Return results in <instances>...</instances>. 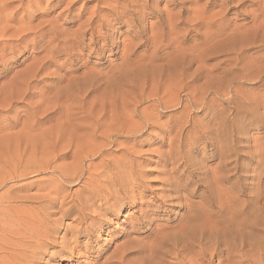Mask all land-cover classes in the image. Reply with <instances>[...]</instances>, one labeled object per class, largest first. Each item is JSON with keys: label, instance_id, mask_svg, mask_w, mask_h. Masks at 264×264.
<instances>
[{"label": "bare ground", "instance_id": "1", "mask_svg": "<svg viewBox=\"0 0 264 264\" xmlns=\"http://www.w3.org/2000/svg\"><path fill=\"white\" fill-rule=\"evenodd\" d=\"M14 1L9 4L8 0H0V57L6 51L7 54H11L16 49L18 50V46L22 47V41L24 42L29 37L38 41L41 54L48 52L49 55L41 56L42 58L36 61V67L29 68L30 73L13 74L6 83L0 84V134L3 135L0 138L1 154L8 151V144L12 142V138L8 137L11 135L9 130L20 124L22 128L13 137H17L13 148L16 150L31 148L32 151L39 149L42 162L33 171L39 174H57L58 176L45 178L47 192L36 196L21 197V201L24 203L34 201L33 204L36 206L32 210L27 208L24 215L29 219L37 220L25 222L26 229L23 227L20 229L24 232L12 227V229L0 233V256L3 254L2 259L7 263L13 261L17 264V260L23 262L26 258L31 256L33 258L34 255L29 250L38 247L39 241L48 237L50 233L48 229L50 213L47 210L54 206V202L65 190L69 180L76 179L77 183H82L76 193L77 199H75L74 208H82L88 213L94 212L95 209L100 211L96 212L97 214L95 213L96 215L92 216L93 218H90L89 221L81 220L79 229H77L78 235L102 230L104 227L102 222L107 221V216L111 214L118 217L124 203L130 202L135 205L137 198H142L143 193L136 192L144 186L142 183L144 181L139 175L138 167L126 159L130 160L135 154H140L135 149L138 137L147 131L157 130L159 133L162 132L163 136L158 133V136L155 135V138L159 140L156 139L160 147L157 146L154 153L158 155L157 158L161 159L160 162L164 168L160 183L163 184L166 195H160L163 196L160 199L162 203L146 206V209L143 208V212L140 211L143 222L141 227L147 226L146 228L151 231L148 237L149 241L147 244H140L134 240L120 245L104 264H129L126 262L129 255H136V262L131 264L264 263V203L261 208L252 213L247 214L240 211V209L246 208L248 203L254 205L260 199L264 202V181L262 180L264 177V140L261 145H258L257 139L253 138L247 130L248 126L252 124H256L258 129L264 130V96L252 97L250 101L245 99L244 102L249 101L246 107L239 108L236 105L235 90L239 81L253 82L251 85L261 82L238 65H235L232 71L211 66L200 68V63L204 64L210 57H215L218 52L192 51L187 54L183 47L188 33L197 32L200 26L205 29V32L198 34V37H204L205 43L207 37H264V0H207L200 6V9L194 5L192 10L196 12L200 10V15L186 21L181 19L186 10L190 8H186V2L197 4L199 0H168L171 6L178 8L177 11L173 14L164 11L158 16L153 12L152 5L157 3V0H113V8L109 11L105 10L106 7H100L105 5L102 0H96L97 5L91 10L86 7V3L82 4L83 15L89 14V17L83 22H81V18L85 16L81 17L75 13L73 18L63 22H60L57 17L45 20L41 18L43 21H39L34 26L30 25L31 23L29 26H25L24 21H20L17 27L11 25L17 17V11L38 0ZM80 1L85 0H73L72 2L71 0L67 2L66 0H57L55 5L66 4L65 9L66 7L71 9L76 2ZM138 1L142 2L139 6L142 15H126L130 11V6H136ZM13 4L14 12L8 14V10L12 9ZM52 7L55 6L52 5ZM205 7L210 10L219 7V10L206 16ZM248 8L252 9L246 12L245 9ZM50 10L51 5L47 6L46 11ZM144 15L148 18H157L154 23L155 28L151 29L153 39L146 38L141 44L140 37H144L145 28L142 25L146 23V20L141 21L134 33L133 40H136L137 44L133 46L132 39H130L131 41L128 40L129 45L127 46L128 43H126V47H122L123 64L119 67L132 66L131 76L136 77L133 69L139 67L138 61L145 57L144 54H140L138 57L134 56V47L139 45L144 46L143 53L150 49L153 50L150 58H146L150 67L144 68L152 69L155 57H159L160 59H158L163 61V65L160 66V71L156 74L150 72V74L143 75L137 72V80L144 84L139 95L134 94L131 96L133 99L129 101L126 98L114 99L111 104L101 102L100 98L95 99V103L90 101V104H86L82 100V103L77 105L73 101H67L69 97L66 98V96H61L62 98L58 99L51 95L47 99H43V94L37 102L32 104L25 102L26 98L34 95L35 85L39 82L37 78L42 75L44 67L47 64L55 63L56 58L54 63L52 61L53 53L63 54L66 51L67 63L75 56H77L75 58L79 56L81 59L84 51L93 50V47L105 39L106 33H102V31L106 26L128 24L129 21H138ZM239 16L243 17L241 20L248 22L238 24L236 18ZM70 25H77V27L74 30L66 28ZM246 26L248 28H245ZM164 36H175L176 38H171L175 42L163 40ZM178 37L180 40L177 41ZM45 38L47 41L44 40ZM158 38L161 39L160 42H158ZM33 39L32 41H34ZM240 41V38L235 40L237 43ZM241 46L245 47L244 42ZM164 50L169 52L164 54ZM115 53L117 52L115 51ZM22 56L24 55L21 53L18 57L19 60H23ZM232 63L233 57L227 68L232 66ZM193 64L199 67L192 69L190 65ZM260 73H264V68ZM7 74L3 67L0 70V77H5ZM66 85L63 87L65 88ZM91 86L90 93L93 94L103 87L101 85ZM146 90L149 91L146 92ZM60 91L62 90L57 92ZM72 91L74 90L72 89ZM182 93L186 95L184 100L180 96ZM251 100L255 102V105L262 104L259 114L255 112V106L252 105ZM146 104L147 107H140ZM158 108L164 111L162 113L171 114L166 116L167 124L162 126V123L161 127L155 126L156 121L160 124L157 119L162 115L161 111H157ZM176 108L182 109L183 112L194 109L205 113L200 121V126L197 127L192 123L194 119L191 120L189 117L191 112L187 115L186 120L176 118L174 116ZM71 111L75 112L72 114ZM19 116L22 118H18ZM9 120L12 122L10 125L7 124ZM14 121L17 122L14 123ZM180 122L182 126L176 124ZM174 124L180 127H175ZM36 131L42 133L33 136ZM8 138L10 141L7 140ZM189 138L194 139L193 145L196 146L190 145L186 158L181 155V152ZM120 139H125L124 144L126 143L127 147L122 149V154L119 157L111 159L113 148L115 149L119 145ZM130 142H132L131 145ZM120 144L123 145L121 140ZM166 145L168 146L167 150H162ZM197 148H201L204 154L202 152L203 155L200 159L194 160L189 153L195 152ZM109 155L111 158H108ZM69 156L72 158V162L66 165L64 161ZM214 159H218V163L208 170L205 162ZM97 161L98 164L95 163V166L94 162ZM252 161H255L256 164L250 168L251 175L249 174V177L257 182L247 190H255L256 194L247 197L243 182L247 177L244 176L245 173L243 174L246 170L243 171L240 167L242 162L248 164ZM178 162L179 164H176ZM37 163L39 162L37 161ZM230 164H233V167L227 168ZM91 169L92 172H90ZM173 170L182 172V176L186 178L184 185L182 182L178 184L170 180L169 174ZM85 173L88 176L82 182V176ZM199 181L200 184L201 181H204V186L202 184L199 186L201 202L198 205L196 203V205H192L189 198L193 197L198 190L196 191L197 187L195 189L190 186L193 187ZM8 192L9 190H6L0 195L1 214L9 212L12 208L11 202L8 200L11 198L7 197ZM81 194L86 196L81 197ZM241 196L244 197L243 200H240ZM172 202L188 208L182 223L180 222L181 224L174 228L160 227L159 229L158 227L159 230L153 234L152 226L161 215H164L167 206ZM214 208L216 209L215 217L207 216L206 211ZM215 218L216 221H214ZM38 224L42 227H39ZM78 235L75 236V239L80 238ZM65 247L68 246L65 245ZM71 252L74 251L71 250ZM65 253H67L66 250L59 251V256L63 257ZM167 253H171L170 259L164 258L168 257Z\"/></svg>", "mask_w": 264, "mask_h": 264}, {"label": "rangeland", "instance_id": "2", "mask_svg": "<svg viewBox=\"0 0 264 264\" xmlns=\"http://www.w3.org/2000/svg\"><path fill=\"white\" fill-rule=\"evenodd\" d=\"M67 1H70V0H66V2ZM72 1L73 0H71V2ZM177 1H180V0H177ZM205 1L207 0H202L200 3V0H199L197 4H191V3L186 2V8L188 7L190 8L186 10V12L182 15L181 19L183 21H186V20L192 19L193 17L197 15H200V10L198 12L193 11L192 7L196 5V7L200 9V6H202ZM10 2H15V1L8 0L9 4ZM56 2L57 0H54V1L53 0H38V1L33 2L32 4L26 5L23 9H21L20 11H17L16 13L17 17L14 19V21L12 22L13 24L11 23V25L14 27H17L20 21H24V23L26 24L25 26H29L30 23H31L30 25L34 26L38 24L39 21L41 20L43 21V19L44 20L49 19V18L55 19L56 17L59 18L60 22H63V21H67L73 18L75 13H77V15L81 17L85 16L81 18V22H83L89 17V14L83 15L84 9H82V6L86 3V7H88V9L91 10V8L97 5L96 0L95 1L85 0V1L76 2L74 7H72L71 9H68L67 7L65 9L66 4L55 5ZM102 2L105 5H101L100 7H106L105 10L107 9L109 11L110 9L113 8V5H114L113 0H102ZM141 4L142 2L138 1V4L136 6H133V7L130 6L129 8L130 11L126 15L141 16L142 11H141V8L139 7ZM50 5H51V10L46 11L47 6L50 7ZM52 5H54L55 7H52ZM152 5H153V12L157 16L159 14H163L164 11H168V13L173 14L178 9V8L171 6L168 0H157V3L155 4L153 3ZM13 6L14 4L12 5V9L10 8L8 10V14L10 12H14L13 8L15 6L14 7ZM251 9L252 8H248L245 10L246 12H249V10L251 11ZM218 10H219V7H216L211 10L206 9L205 7V15L206 16L211 15L214 12H217ZM144 16L140 17L138 21L134 20L135 22L129 21L130 23L128 22V24H122L123 26L122 25L119 26L118 24H115L116 27L106 26V28L108 27L109 28L108 29L105 28L106 31L105 29L102 31V33H106V36H104L106 40L104 39L103 41L99 42L98 45L93 47V50L84 51V55L83 57L81 56V59H79V56L78 58H75L77 57L75 56L74 58H72L70 62L68 61V63L70 64H68L66 61V58H67L66 51L63 54L53 53L52 61L54 63V61L56 60L54 63L55 65L47 64L44 67L45 70L43 71V73H41L42 75H40L37 78V81L39 82L36 83L35 85L36 88L34 86L35 88L34 95H31L32 97L29 96L28 98H26L25 102L27 104H32L33 102H37L40 100V96L43 94L44 95L43 99L44 98L47 99V97H50L51 95L56 96L58 99H61L62 97L66 96V98L67 97L70 98V99L68 98L67 101L69 102L73 101L77 105L81 104L82 100L84 101V103L90 104V101L95 103V99H100V98H101L100 99L101 102L103 101L106 104L108 103L111 104V101H113L114 99L120 100V99L126 98L129 101L133 99L131 96H133L134 94L139 95L142 92L141 88L144 84H141L140 81L137 80L138 78L137 72L143 75L150 74V72H154L156 74L158 71H160V66L163 65V61L159 60L160 59L159 57H155L154 59L156 60H154L152 64L153 68L152 69L144 68V67H150L148 66V63L146 62L147 61L146 58H150L153 50L150 49L149 51L143 53L142 51H144V46L139 45V46H136L137 48L134 47V51H135L134 56L138 57L140 54H144L145 57L141 58L138 61L139 67H137L136 69L135 68L133 69V71H135L134 73H136V77L131 76L132 75L131 70L133 68L132 66L125 65L123 68L119 67V65L123 64L122 47L123 48L126 47L125 45L126 43H128V40L131 41L130 39H132L131 43L133 44V46L137 44L135 43L137 41L133 40L134 33L137 31L138 29L137 25H139L141 21L146 20V23L142 25V26H145V28H144V37H140L141 44L144 42L146 38H150L152 36L153 32L151 31V29L155 28L154 23H156L157 18L156 19L154 17L148 18L146 16L144 18ZM229 17H232V16L229 15ZM241 18L243 17L239 16L238 18H236L238 24L239 23L245 24L246 22H248V21L241 20ZM123 20L125 21L126 19H123ZM76 27L77 25H70V27L68 26L66 28H70V29L72 28L74 30L76 29ZM201 28L202 27L200 26V29L197 30V32L188 33V37L185 38L186 40L184 41V44H183V47L186 49V53L189 54L192 51L200 52V53L205 52V51L218 52L215 55V57H210L204 64L200 63V68L211 66L214 68L218 67V68L225 69V70L227 69V71L228 70L232 71V68L235 67V65H238L240 68L249 71L253 76L257 78V80H259V82H261L260 84H257V85H251V83L253 82H248V81L237 82V85L235 88L236 98H237L236 105L239 108L246 107L247 103L250 101V98L252 97L264 96V73H260L261 70L264 68V37H207L208 39L206 40V43H205L203 40L204 37H198L199 36L198 34H202L203 32H205V29L203 28L201 29ZM245 28H248V26H246ZM69 32L71 31L69 30ZM179 34L181 36V33ZM86 38L88 39L89 37L87 36ZM151 38L153 39V37ZM162 38L163 40L165 39L166 41L168 40L171 43H173L175 41H173L171 38H176V37L175 36L174 37L164 36ZM239 38L241 39V41L239 43L235 42V40ZM32 39L33 37H29L25 39L24 42L22 41V47L24 49L21 46L20 47L18 46V50L16 49L15 52L11 54H7V51L5 53H2L0 57V61H1L0 70L4 67L5 72L8 74L5 77H2V78L0 77V84L6 83L7 80H9L13 76V74H20L22 72L30 73L29 68L34 69L36 67V61H38L40 58L46 55H49L48 52L45 53L46 55L44 53L41 54V52L39 51L40 49L38 48V43H37L38 41L34 39H33L34 41H32ZM44 40L47 41V38H45ZM178 40H180V37L177 38V41ZM45 41H44V45H45ZM160 41L161 39L158 38V42ZM243 42H244L245 47L241 46ZM113 43H116V44L118 43V44L113 45ZM128 45L129 43L127 44V46ZM105 46L107 47L105 48ZM90 51L91 53H89ZM115 51L118 54L115 53ZM163 52L165 54L166 52H169V51L164 50ZM21 53L24 55L22 56L23 60H19L18 58L20 57ZM33 57L36 60L35 59L33 60ZM232 57H233L232 66L227 68ZM190 67L194 69L199 66L193 64V65H190ZM124 73H125V76H124ZM108 75L110 77L112 76L114 77L110 78ZM61 83H62V86H61ZM65 85L66 87L64 88L63 86ZM91 85H97V86L101 85L103 87L100 88L98 92H94L93 94L92 92L90 93L91 91L90 87H92ZM54 86L58 88L55 90ZM148 88L151 89V87H148ZM72 89L74 91H72ZM58 90H62V91L57 92ZM82 90L85 91L84 94H83L84 91ZM148 91L149 90H146V92ZM88 95L90 98L88 97ZM184 95L185 93L180 94L182 100L186 99V95L185 96ZM78 99H80L81 102ZM245 99H248L249 101L244 102ZM254 103L255 102L252 101V105ZM150 104H153V102H150ZM261 105L262 104H258V105L254 104L255 112L257 113L259 111L261 112L260 110ZM148 106H151V105L148 104ZM140 107L141 108L147 107V104L142 105ZM258 107L259 109H257ZM158 110L159 112L161 111V113L164 112L160 110L159 108L157 109V111ZM73 112L71 111L70 113L73 114ZM184 112L182 111V109H177L176 112H174V116H176V118H181V120H186L187 115L191 112L189 114V117L191 118V120L194 119L192 123H194L197 127L200 126V121L203 119L205 113H200L199 110H194V109H191L190 111L185 110ZM162 115L158 116V119H157L159 120L160 124H158V121H156L157 124H155V126L161 127L162 123H163L162 126L166 125L168 122L167 117L170 116L171 114L165 112V113H162ZM18 118H22V117L19 116ZM8 122H9L7 123L8 125L12 123L10 120ZM15 122L17 121H14V123ZM176 124L177 125L181 124L180 126H182L181 122L176 123ZM169 125L173 126L172 124H169ZM174 126L180 127V126H176L175 124ZM21 128H22V125L19 124L18 126L10 129L9 134L11 135L8 137L12 138L11 139L12 142L8 144V151H5V153L1 154L2 150L0 149V183H1L0 195L4 193L6 190H9V192L7 193V197L11 198L8 200L11 202V206H12L9 212H5L3 214L0 213V233L4 232L5 230L12 229V227H15L16 229H19V230L21 229V227L26 229L25 222L36 221L37 219H29L24 215V212L27 208L32 210V208L36 206L33 204L34 201L29 202V203H24V201H21V197L36 196L39 194H43L44 192H47L48 190L46 188V184L44 181L45 178H48L50 176H54L56 178L58 176L57 174L55 175L41 174V173L39 174L33 171L34 168H37L38 164H41L42 162V157H40L41 151L39 149H37L36 151H32L31 148H20L19 150H16L15 148H13L14 147L13 143L15 141V138H17L16 136L15 138L13 137L17 132H19ZM247 130H248V133L251 134L253 138L257 139L258 145H261L263 143L264 130L258 129L256 124L255 125L252 124L251 126L249 125ZM147 132L145 134H142L140 137H138L137 138L138 141L136 140L137 146L135 147V149L136 151H139L140 154H135L134 156L131 157L130 160H128L129 158L126 159L127 161H130L133 165L138 167L140 171L139 175H141L143 178L142 180L144 182L142 183H144L143 184L144 186L138 189L139 192L138 191L136 192L140 194L143 193L142 198L141 199L137 198L136 200L137 202L134 203L135 205H132L130 202L124 203L123 204L124 207H122L123 208L122 212L119 213L118 217H115L112 214L108 215L107 216L108 220L102 222L104 224V227L102 230H98L96 232H91V233H82V235H78L79 233H77V229H79V226H80L79 223L82 222L83 220L89 221L90 218H93L97 214L96 212L99 213L100 211L99 209L98 210L95 209L94 212L91 211L92 213H88L82 208H79V209L74 208L75 199H77L76 193H78L79 188L81 187L80 184L82 183H77L76 179L69 180V183L66 185L65 190L60 193V195L57 197L56 201L54 202V206L51 209L47 210V212L50 213V216H49L50 219H48L49 220L48 229L50 231L49 236L41 239L39 243L37 244L38 247H35L29 250L30 252L32 251L31 253L34 255L33 258L31 256L29 258H26L23 262L17 260V264H104L106 263V260L110 258L112 253L120 245H123L124 243L136 240L140 244H147V242L149 241L148 237L151 234V231L146 228L147 226L141 227V224H143L141 212H143L144 209H146L145 208L146 206L149 207V206H152L153 204H158L159 202H161L160 199L166 195L163 184L160 183L161 177H163L164 168L161 165V162H160L161 159L157 158L158 155L154 153V151L157 149V146L158 148L160 147V145L157 143V141L159 140L158 138H155L156 137L155 135H157L158 133V135L163 136V134L162 132L159 133L157 130L155 131L152 130V131H147ZM39 133H42V132L36 131L33 133V136ZM149 134L151 135V137ZM2 136L3 135L0 134V138ZM9 138L7 139L8 141H10ZM120 140L123 145L120 144ZM120 140L118 141L119 145L116 146L115 149L113 148L112 158L110 157L111 155H109L108 158L114 159V158L119 157L122 154V151L127 147V145L125 146L126 143L124 144L125 139L124 140L120 139ZM131 143L132 142H130V145ZM193 143H194L193 138H189L187 140L181 152L182 156L186 158L188 157V154H187L188 149L191 146H196V145H193ZM167 148L168 146L166 145L162 150H167ZM202 152L203 150L201 148H197L195 152L193 153L191 152L189 153V155H191V157L194 160L195 159L198 160L204 154V152L203 154ZM240 154L243 155V153H240ZM37 161L39 163H37ZM71 162H72V158L70 156L64 161L66 165L70 164ZM95 163L98 164V161L94 162V165ZM217 163H218V159H214L213 161L212 160L206 161L205 165L208 166V170H209L215 167ZM176 164H179V162ZM241 164L242 165L240 169L242 168L243 171L246 170L245 172L243 171L242 172L243 174L244 173L246 174L244 175L245 177L247 176L243 180L244 185L246 187L245 194L247 195V197L250 195H255L256 194L255 190L249 191L247 190V188L249 189L253 184H256L257 182L256 180L250 179L249 177V174L251 175L250 168L254 167L256 163L255 161H252L248 164L244 162H242ZM232 167H233V164H230L227 166V168H232ZM90 172H92V169L90 170ZM159 172H162V173H159ZM144 175L146 176L145 178H144ZM87 176H88L87 173L83 174L82 182L86 180ZM169 176L172 178L171 179L169 177L171 181L173 180L172 182H175L178 184L182 182V185H184V183L186 182V178L182 176L181 171L173 170L172 172H170ZM262 180L264 181V177L262 178ZM135 182L138 183L139 181H135ZM203 182L204 181H201L202 185L204 184ZM201 184L199 181L198 184L197 183L194 184L193 187L190 186L191 188L197 187V189L196 188L195 189L196 191L198 190L193 197L189 198V202L192 205H196V204L198 205L201 202V199L199 196L200 195L199 186ZM162 194L163 196H160ZM83 195L86 196L85 194ZM84 196H82L81 194V197H84ZM243 198L244 197L241 196L240 200H243ZM263 203L264 202L262 199L257 201L254 205H250L248 203L246 208L240 209V211H242L243 213H247V214L252 213L255 210L261 208ZM167 207L168 208L166 209V212L164 213V215H161L156 220V223H155L156 225L154 224L155 226L154 225L152 226L153 227L152 233L153 232L156 233V231L159 230L160 227L167 229V228H174V227L179 226V224L182 223V219L184 218L188 210L187 207L183 205L181 206L176 202H172V204L169 203ZM211 210H208V212L206 211V215L207 216L212 215L215 217L216 209L214 208ZM216 220L217 219L215 218L214 221ZM38 226L42 227V225L40 224H38ZM20 231L24 232L23 230H20ZM77 235L80 236V238L75 239V236ZM65 245L68 246L69 248L65 247ZM64 250H66L67 253H65L63 257H60L59 251H64ZM71 250H73L74 252L72 253ZM170 254L171 253L169 254L167 253L168 257H164V258L170 259L171 257ZM2 256L3 254H1L0 256V264H8V263L15 264L13 261H10L7 263L6 261L2 259ZM135 257L136 255H129L126 259V262L129 264H131L132 262H136Z\"/></svg>", "mask_w": 264, "mask_h": 264}]
</instances>
